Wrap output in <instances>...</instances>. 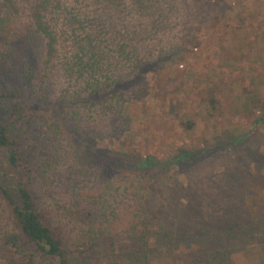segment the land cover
Returning a JSON list of instances; mask_svg holds the SVG:
<instances>
[{"label": "trees", "instance_id": "obj_1", "mask_svg": "<svg viewBox=\"0 0 264 264\" xmlns=\"http://www.w3.org/2000/svg\"><path fill=\"white\" fill-rule=\"evenodd\" d=\"M199 1L2 0L0 99L15 104L12 116L0 120V150L9 149L8 162L21 177L15 190L0 183V244L16 253L6 264H82L89 261L85 246L97 237L112 250L128 243L148 249L155 220L147 216L156 217L148 194L135 179L102 180L101 172L111 173L107 168L94 173L107 145L94 149L90 142L116 140L126 105L139 93L145 97L150 75L198 42ZM79 138L90 141L93 157L78 144L75 149ZM87 207V215L101 218V229L89 226L77 244L74 214ZM248 212L243 206L235 218L220 217V231L208 242L194 241L205 264H237L236 257L263 238L264 220L244 216ZM158 224L157 233L172 231L170 224ZM257 248L262 253V246H252Z\"/></svg>", "mask_w": 264, "mask_h": 264}, {"label": "rangeland", "instance_id": "obj_2", "mask_svg": "<svg viewBox=\"0 0 264 264\" xmlns=\"http://www.w3.org/2000/svg\"><path fill=\"white\" fill-rule=\"evenodd\" d=\"M198 4L196 24L203 34L180 57L165 60L150 75L145 97L139 93L136 101L126 105L116 140L102 144L71 140L75 149L85 148L87 157H93L90 147L106 144L94 173L107 168L111 173L101 172L102 180L135 179L148 194L156 216H147L155 220L148 249L128 243L112 250L104 238L97 237L85 246L90 263L82 264H109L110 260L111 264H205L194 241L208 242L220 231L224 226L220 217L235 218L246 206L249 212L244 216L264 220V0H202ZM5 15L0 0V16ZM14 104V100L0 99V120L12 116ZM8 155L9 149L0 150V183L15 190L21 177ZM148 158L152 164L145 165ZM4 209L0 198V233L5 227ZM90 212L87 207L74 214L77 244H83L82 233L89 226L101 229V218L87 215ZM159 221L170 224L172 231L157 233ZM204 228L205 236L196 235ZM174 233L183 239H175ZM254 244L262 246V253L252 249ZM254 244L236 257L237 264H264V235ZM15 255V250L0 244V264ZM36 264L44 263L37 259Z\"/></svg>", "mask_w": 264, "mask_h": 264}]
</instances>
